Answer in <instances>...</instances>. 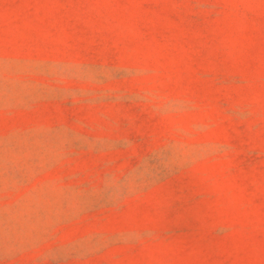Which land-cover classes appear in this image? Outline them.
I'll use <instances>...</instances> for the list:
<instances>
[{"label": "rangeland", "instance_id": "rangeland-1", "mask_svg": "<svg viewBox=\"0 0 264 264\" xmlns=\"http://www.w3.org/2000/svg\"><path fill=\"white\" fill-rule=\"evenodd\" d=\"M0 264H264V0H0Z\"/></svg>", "mask_w": 264, "mask_h": 264}]
</instances>
